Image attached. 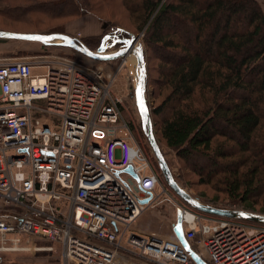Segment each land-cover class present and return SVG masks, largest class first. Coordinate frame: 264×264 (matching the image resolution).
I'll use <instances>...</instances> for the list:
<instances>
[{"label": "built area", "instance_id": "built-area-1", "mask_svg": "<svg viewBox=\"0 0 264 264\" xmlns=\"http://www.w3.org/2000/svg\"><path fill=\"white\" fill-rule=\"evenodd\" d=\"M44 56L42 72L0 62V261L40 239L60 246L63 264H197L175 234L136 228L169 193L112 90L120 69ZM130 56L122 61L135 83ZM179 206L187 240L209 264H264V222Z\"/></svg>", "mask_w": 264, "mask_h": 264}, {"label": "trees", "instance_id": "trees-1", "mask_svg": "<svg viewBox=\"0 0 264 264\" xmlns=\"http://www.w3.org/2000/svg\"><path fill=\"white\" fill-rule=\"evenodd\" d=\"M122 2L138 17L140 29L146 27V54L151 47L164 61L159 65L157 93L161 96L166 87L168 92L152 108L162 139L180 157L198 159L197 172L201 178L208 176L202 183L216 182L231 202L253 212L260 204L264 212V10L260 0ZM107 3L0 0V15L20 17L16 20L32 26L35 22L24 18H77L96 13ZM41 31L64 32L51 26ZM149 61L147 54V83ZM166 109L167 116L155 119Z\"/></svg>", "mask_w": 264, "mask_h": 264}, {"label": "rangeland", "instance_id": "rangeland-1", "mask_svg": "<svg viewBox=\"0 0 264 264\" xmlns=\"http://www.w3.org/2000/svg\"><path fill=\"white\" fill-rule=\"evenodd\" d=\"M52 8V7H48ZM59 7L57 9H62ZM98 9V8H97ZM51 11V10H47ZM20 17L7 18L4 15H0V29L20 31V32H33L36 30L44 29L48 26L51 28H63L64 33H68L72 36H78L80 41L86 44L93 50L103 44L106 45L107 53L114 52L116 50L125 48L127 46L126 42L123 40L126 38H132V35L138 37L137 42L141 43L145 53V65L146 56L148 54L150 58V83L146 80L145 97L150 109L152 122L153 116L152 108L159 104V101L163 99V96L167 94L168 87L162 89V95H158L159 88V78L161 76V71L159 70V65L163 63L162 57L151 47L146 48L144 46V38L146 36V27L140 29L138 23V17L132 16L122 0H108L107 4L101 6V8L96 11V13H88L80 17H70V18H55L49 20L48 17H43V19L33 18L30 20L29 16L24 18L31 22H35L36 25H26L20 23L16 19ZM46 18V19H45ZM38 19V20H37ZM42 21L39 23L38 21ZM30 22V23H31ZM117 25L124 26L127 28L118 27ZM41 32H55V31H41ZM59 32V31H58ZM105 37L107 39L105 40ZM117 39L119 41H117ZM85 40V42H84ZM105 40V41H104ZM65 55L71 56L76 59H80L83 62L90 65H103L104 68L113 72L117 68L120 69L119 73L116 75L114 82L112 84V90L121 96H123V115L125 119L129 122L131 130L133 132L134 138L145 146L151 161L153 162L155 168L160 174V187L166 188L168 190L167 195H163L151 208L142 214L136 222V227L146 230V232H154L162 237H171L174 235L173 223L177 220V207L179 204H183L185 201L171 188L165 179V176L158 166L156 157L150 146L146 133L142 126V120L140 113L138 111L135 99L136 93V81H132L131 75L129 74V61L123 63L122 59L118 58L109 61H98L89 58L80 52L65 46H60L57 44L45 45L37 41H27L18 39H0V62H11L16 60H28L31 61L36 68V72H42L43 68H39V64L47 59L44 55ZM133 54V53H132ZM130 55V54H129ZM133 57L135 55L133 54ZM136 61V59H135ZM156 90V93L155 91ZM169 113V110H165L162 116L159 114L155 115V119L164 118ZM153 130L156 139L159 143L160 149L166 159L170 170L178 182V184L190 193L193 197L197 198L201 202L207 203L221 208H231V209H245L243 204L237 202H231L229 196L221 191L220 185L218 186L216 182L212 183H202L201 179H208V176L201 178L196 170L195 163L198 159L190 158L184 159L180 157L177 152L169 148L162 139L160 132L153 122ZM219 189V190H218ZM163 192V191H162ZM218 198V199H217ZM187 206L194 210H198L195 207L187 204ZM1 200H0V208ZM256 210L254 212L264 213L260 210L261 205H256ZM251 211V210H248ZM253 212V211H252ZM24 239L23 243H26ZM30 247L27 250L21 251H10L2 252V259L0 264H63L60 256V246L53 241L34 239L31 243L24 244ZM54 245L53 250L38 249V247H46Z\"/></svg>", "mask_w": 264, "mask_h": 264}, {"label": "water", "instance_id": "water-1", "mask_svg": "<svg viewBox=\"0 0 264 264\" xmlns=\"http://www.w3.org/2000/svg\"><path fill=\"white\" fill-rule=\"evenodd\" d=\"M25 36H44V37H50L51 39H49L48 42H44L42 40L25 39L23 38ZM0 38L37 41L45 45L57 44L60 46L72 48L80 52L81 54L98 61H109L118 58H125L129 54L133 53L136 56V63H137L136 64L137 84H136V93H135L136 105L141 116L143 129L146 133L150 146L152 147L158 166L163 172L165 179L168 182V184L171 186V188L187 204L205 213L228 216V217H240L252 221L264 222V213H257L244 209L221 208L201 202L197 198L193 197L190 193H188L185 189H183L175 180L170 170V167L163 156V153L160 149L156 136L154 134L152 117L145 97L146 74H147V69L145 65V53L142 44L137 42L138 37L136 35H132L131 39L126 38L123 40L127 44L125 48L116 50L111 53L106 52V45L104 44L98 47L96 50H93L90 47H88L86 44L75 38L74 36L68 33L58 32V31L46 33V32H20V31L0 29ZM106 39L107 37H105V40ZM144 108H146V112L143 111ZM126 170L132 171V167L128 166ZM149 200L150 197H147L142 199V202L146 203ZM241 213H244L245 215H241ZM172 227L176 237L181 241L184 247L192 255V257L197 262V264H209L195 250L192 249L189 241L187 240L185 236V230L182 219V208L180 206L177 207V220L176 222L173 223Z\"/></svg>", "mask_w": 264, "mask_h": 264}, {"label": "snow or ice", "instance_id": "snow-or-ice-1", "mask_svg": "<svg viewBox=\"0 0 264 264\" xmlns=\"http://www.w3.org/2000/svg\"><path fill=\"white\" fill-rule=\"evenodd\" d=\"M13 35H15V34H13ZM23 38H25V39H32V40H42L44 42H48V40L51 39L50 37H44V36H25ZM143 111L146 112V108H144ZM241 215H245V214L244 213H241Z\"/></svg>", "mask_w": 264, "mask_h": 264}, {"label": "crops", "instance_id": "crops-1", "mask_svg": "<svg viewBox=\"0 0 264 264\" xmlns=\"http://www.w3.org/2000/svg\"><path fill=\"white\" fill-rule=\"evenodd\" d=\"M260 2H261V4H262L263 10H264V0H260ZM136 228L142 230V228H138V227H136ZM143 231L146 232V230H143Z\"/></svg>", "mask_w": 264, "mask_h": 264}, {"label": "bare ground", "instance_id": "bare-ground-1", "mask_svg": "<svg viewBox=\"0 0 264 264\" xmlns=\"http://www.w3.org/2000/svg\"><path fill=\"white\" fill-rule=\"evenodd\" d=\"M106 52H108V50H106ZM130 58H131L132 61H135V57H133V55L130 56Z\"/></svg>", "mask_w": 264, "mask_h": 264}, {"label": "flooded vegetation", "instance_id": "flooded-vegetation-1", "mask_svg": "<svg viewBox=\"0 0 264 264\" xmlns=\"http://www.w3.org/2000/svg\"><path fill=\"white\" fill-rule=\"evenodd\" d=\"M118 40V39H117Z\"/></svg>", "mask_w": 264, "mask_h": 264}]
</instances>
